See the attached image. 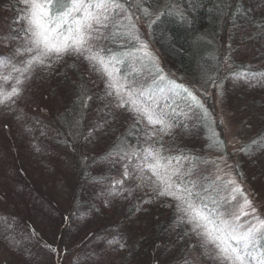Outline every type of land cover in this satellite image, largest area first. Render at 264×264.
Here are the masks:
<instances>
[{
    "label": "rangeland",
    "instance_id": "1",
    "mask_svg": "<svg viewBox=\"0 0 264 264\" xmlns=\"http://www.w3.org/2000/svg\"><path fill=\"white\" fill-rule=\"evenodd\" d=\"M120 3L127 11L116 10L107 28L100 29L105 38L91 41L92 52L105 60L111 77L84 58L88 53L67 54L58 61L50 57L46 64L51 67L34 64L23 75L13 71L23 69L36 53L25 51L31 47L30 33L13 35L1 25L0 46L5 48H0V93L17 87L19 94L0 103V264H130L137 243L146 244L142 232L131 228L143 225L137 214L132 223H115L122 215L129 217L131 207L133 213L143 210L146 198L156 194L147 179L152 175L147 164L154 163L151 156L145 159L149 150L159 153L162 165L187 174L183 184L191 188L195 183L196 202L206 205L210 217L244 211L248 215L240 223L264 219V41L255 36L259 30L248 21L234 24L228 16L221 18L220 55L212 54L209 62L199 57L183 69L161 50V34L153 23L158 10L141 14ZM130 29L139 41L131 38ZM113 56L120 62L111 61ZM39 69L65 76L55 95L45 88L48 84H41ZM240 73L247 79L234 75ZM113 82L122 85L125 99V90L131 89L138 106L166 113L164 119L173 127L161 132L160 124H149L132 106L117 107L116 89L109 88ZM65 101L78 106L81 123L76 126L66 127L58 119ZM161 197L172 201L179 221L177 202ZM245 198L249 206H244ZM96 206L103 217L92 214ZM157 219L152 216L147 227ZM105 223L117 234H105ZM182 224L181 234L163 235L166 244L148 259L146 254L139 258V246L132 264H222L210 255L211 245L201 246L192 225ZM80 241L86 247L79 248ZM122 242L125 248L116 250ZM123 251H130L129 256L121 255Z\"/></svg>",
    "mask_w": 264,
    "mask_h": 264
},
{
    "label": "snow or ice",
    "instance_id": "2",
    "mask_svg": "<svg viewBox=\"0 0 264 264\" xmlns=\"http://www.w3.org/2000/svg\"><path fill=\"white\" fill-rule=\"evenodd\" d=\"M21 2L25 8L20 19L25 20L28 25L25 31L30 33L29 43L31 45L25 51L36 54L27 61L23 69L14 67L13 71L23 75L34 64L51 67L50 63L46 64V60L50 57H54L58 61L67 54L80 56L88 53V55H84L86 60L100 64L109 77L112 76V73L107 72L108 64L105 60L99 53L92 52L91 41L105 38L100 34V29L107 28L106 22L110 20L113 13H116V10L127 11L120 0H21ZM128 19L131 29H134L135 24L131 22L130 17ZM155 22L153 21V23ZM64 25H68L66 31ZM131 29L129 35L132 39L139 41L138 35H131ZM94 32L97 33L95 37L93 36ZM146 49L147 45L143 44L141 50L144 51V57L148 58L150 54ZM111 61L120 62L115 56L111 58ZM234 75L237 78L247 79L243 73ZM8 78L5 77V79ZM160 78L164 79L163 76ZM16 83L20 84L22 81L18 79ZM169 83L175 84L174 81H169ZM121 87L122 85L117 82L109 84L110 89H116L117 107L132 106V110L139 116L145 117L149 124H160L161 132L173 127L171 123H166L164 119L166 113L162 111L157 113L154 107L138 106L137 93L131 89L125 90L127 95V99H125L119 91ZM179 87L183 88L182 85ZM171 90L169 89V91ZM183 91L188 92V89L183 88ZM18 94L17 87H13L11 92L0 93V103H3L4 100H11ZM108 95H113L112 91H109ZM139 95L143 96L144 93L141 91ZM188 95L193 101L199 103L197 97L191 92H188ZM149 99L153 98L149 96ZM158 103L153 100L154 105L158 106ZM132 155L137 154L133 152ZM148 156H151L154 161V163L147 164V168L152 174L147 179L153 190L158 196H168L177 202L176 208L181 213V222L186 221L192 225V231L202 239V247L209 245L213 247L210 255L214 259H219L222 264H264V247H261V241H264V219L254 217L255 223H240L241 216L248 215L244 211L228 213L227 217L221 214L215 218L210 217L204 211L206 205L201 206L196 202L199 193L193 191L195 183H192L191 188L183 184V179L187 174L180 173L179 169H170L168 166L162 165L160 163L162 158L158 152L149 150L145 159ZM140 171L142 173L143 169ZM129 175L130 173L125 168L124 176L127 178ZM136 178L142 183L144 182L143 175H138ZM249 205L250 201L245 198L244 206ZM253 211L255 210L253 209ZM109 243H113V241H109ZM53 251L55 250L53 249Z\"/></svg>",
    "mask_w": 264,
    "mask_h": 264
},
{
    "label": "trees",
    "instance_id": "3",
    "mask_svg": "<svg viewBox=\"0 0 264 264\" xmlns=\"http://www.w3.org/2000/svg\"><path fill=\"white\" fill-rule=\"evenodd\" d=\"M123 1L129 6L133 5L141 14H145L146 9L158 10L159 19L157 20L156 17L154 21H156L155 24H157L156 26H158L161 34V50L165 57L173 60L183 69H185V67L189 69L191 65L190 61L195 62L199 57L204 59L203 61L209 62L212 54L216 57L220 55L219 48L222 45V33L220 31L221 25L219 26V22L221 18L224 19L226 16H228L230 22L234 24H243L245 21H248L253 28L256 27L259 30V35L255 36L258 39L262 38V41H264V0H139L135 5L132 3V0ZM24 8L25 6L21 0H0V28L1 25H3L4 28L10 29L13 35L24 34L26 32L25 20L20 19ZM222 26L227 28L226 22ZM0 48H5V45H1ZM205 51H207L208 55H205ZM217 51L219 52L218 55ZM262 53L264 55V52ZM206 56L208 57L206 58ZM38 72V79L42 80L41 84H48L45 88L48 87L47 89L48 91L50 90V94L52 96L55 95L58 84L64 82L65 76H57V74L49 73L46 69H39ZM52 78H56L58 81H51ZM73 103L74 102L71 101L70 104L66 105L65 101L62 105L63 111L61 114L63 115L58 118L62 125L66 127H70L73 123L75 126L77 123H81L78 106L73 105ZM262 132V136H264V128ZM145 201L143 210H141L142 208H137L136 211L133 210L135 212L133 213L131 207L126 213V216L129 217L122 215L118 217V221L115 223L116 226H118V224L121 225L124 221L132 223L133 217L137 214L135 218L143 225L132 226L131 228L135 230L139 229V231L142 232L141 235H143L146 244L141 245V242L137 243L138 245L131 251L130 264H132L134 260L133 253L138 251L139 246L142 247L138 253L139 258L144 257L146 254L148 259L149 256L152 255V252L161 251L162 244H166L167 241L162 243L164 240L163 235H168L171 231L176 234H181V230L183 229L182 222L176 219L172 201L167 203L166 199H163L157 194L154 195L153 193H151L149 198L147 197ZM89 202L90 201H87L85 203L86 207H88ZM93 206L94 202L92 204V209ZM92 214L103 217V211H99L97 206L92 211ZM152 216H158V219L153 220L154 224L152 228L149 226L147 227ZM169 219H172L171 223H169ZM107 224L108 223L104 224L105 228L102 230L105 234L113 233L110 230L111 228L109 229L108 226L106 227ZM145 225L147 229L144 227ZM92 230L94 229L89 231ZM128 232L138 233L132 232L131 230ZM113 234L112 236H114ZM85 242L86 241H80L79 248L86 247ZM153 244L157 245L156 248H158V250L152 249ZM261 245L264 247V241ZM121 247L125 248L123 242L116 246L115 249L118 250ZM128 252L123 251L121 255L128 254L129 256L130 253ZM122 264H125V262ZM141 264H147V260H143Z\"/></svg>",
    "mask_w": 264,
    "mask_h": 264
}]
</instances>
